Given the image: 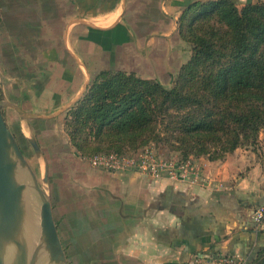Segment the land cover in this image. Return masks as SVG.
<instances>
[{
  "label": "crops",
  "instance_id": "1",
  "mask_svg": "<svg viewBox=\"0 0 264 264\" xmlns=\"http://www.w3.org/2000/svg\"><path fill=\"white\" fill-rule=\"evenodd\" d=\"M196 1L211 0H36V13L66 18L59 49L44 55L40 79L14 78L8 87V109L17 114L12 120L29 132L30 122L42 121L58 137L67 112L99 73L171 74L191 55L178 21ZM62 139L68 147L56 157L73 160L56 188L66 205L67 244L55 209L53 217L68 264L78 256L82 264H214L220 253L247 262L264 247V232H256L250 218L264 205V153L246 151V172L238 177L235 151L222 162L198 163L195 180L170 181L94 168ZM55 199L59 205L58 194Z\"/></svg>",
  "mask_w": 264,
  "mask_h": 264
},
{
  "label": "trees",
  "instance_id": "2",
  "mask_svg": "<svg viewBox=\"0 0 264 264\" xmlns=\"http://www.w3.org/2000/svg\"><path fill=\"white\" fill-rule=\"evenodd\" d=\"M178 33L192 51L171 85L105 71L69 109L65 129L78 157L156 144L183 159L216 161L257 142L264 132V1L193 2ZM246 263L264 264V247Z\"/></svg>",
  "mask_w": 264,
  "mask_h": 264
},
{
  "label": "rangeland",
  "instance_id": "3",
  "mask_svg": "<svg viewBox=\"0 0 264 264\" xmlns=\"http://www.w3.org/2000/svg\"><path fill=\"white\" fill-rule=\"evenodd\" d=\"M53 4H56V2H51L49 6L51 10H53ZM38 7L39 5L36 3V0H0V99L3 102L8 103L9 101L8 87L13 83L14 78L21 80L31 79L32 81L36 77L40 79L41 72L46 68L44 55L56 48L59 49L58 36L60 27L62 26V19L66 18V14L51 13L50 11L45 14H38L36 13ZM189 47L192 49L190 43ZM188 60V57L186 61L179 59L178 61L180 62H178V65L171 74L161 71V75L158 77L160 79L139 78L144 80H157L163 85L169 86L171 85L172 78L180 70V67ZM25 84L24 82L22 89H26ZM8 107V104L2 107L4 119L8 122L7 125L12 131L26 162L36 175L40 186H42L46 196L50 199L51 204H53L52 210L55 209V219L58 220L57 223L60 233L63 235V242L67 244L65 238L66 230L61 225L62 217L66 214V205L60 204V193L62 191L56 190L57 186L61 187L60 180L65 176L66 166L71 165L73 161L66 155L62 160L56 157L57 151L61 150L66 153L65 150L68 147L66 146L65 148L64 140L62 139L63 135L67 138L70 145L69 137L65 129V118L61 128L64 134H60L58 137L55 132H52L51 127L42 121L30 122L29 126L32 132H29L24 126L15 124L12 118L17 114L8 109ZM33 144H35L38 150H36ZM235 151H237L240 158L238 159L239 166L235 168V175L238 177L246 172V151L253 152L256 155H263L264 132L259 134L255 144L239 147ZM232 153L226 155L223 160L212 162H222ZM123 157L130 163L155 166L160 169V176L154 178L158 179L163 177L170 181H178V179H169L165 175V173H169L170 166L189 164L199 177V173H201L199 169L202 167L199 168L197 164L202 163L203 160L210 161L206 156L197 157L194 155L183 159L180 153L156 144H149L143 148L129 151L127 154H123ZM234 164L232 165L234 166ZM41 168L42 170L40 171ZM56 194L59 196V205L56 204ZM27 226V223H25L22 241L27 247L29 263V258L32 257L31 254L33 252L31 246L33 238ZM77 258H69L72 261L71 264H82L79 260V262L77 261ZM242 262L243 264H247L243 260Z\"/></svg>",
  "mask_w": 264,
  "mask_h": 264
},
{
  "label": "water",
  "instance_id": "4",
  "mask_svg": "<svg viewBox=\"0 0 264 264\" xmlns=\"http://www.w3.org/2000/svg\"><path fill=\"white\" fill-rule=\"evenodd\" d=\"M5 104L8 103L0 99V250L2 244L7 242L14 249L15 264H28L27 247L22 241L20 228L23 220L22 184L16 179V169L21 166L29 174L34 189L39 195L36 219L40 235L34 251L38 252V249L44 248L50 264H68L54 221L51 201L26 162L4 119L2 107ZM33 145L36 147L35 144ZM0 264H3L1 253Z\"/></svg>",
  "mask_w": 264,
  "mask_h": 264
},
{
  "label": "built area",
  "instance_id": "5",
  "mask_svg": "<svg viewBox=\"0 0 264 264\" xmlns=\"http://www.w3.org/2000/svg\"><path fill=\"white\" fill-rule=\"evenodd\" d=\"M89 164L94 168L104 169L110 172H138L149 177H159L160 169L153 165L136 164L128 162L123 156L115 154L103 155L97 154L88 157ZM172 180H195L198 176L189 164L180 166H170L169 173H165ZM251 221L256 230H264V205H258L253 208L250 215ZM214 264H243L242 259L231 257L230 255H221L214 261Z\"/></svg>",
  "mask_w": 264,
  "mask_h": 264
},
{
  "label": "bare ground",
  "instance_id": "6",
  "mask_svg": "<svg viewBox=\"0 0 264 264\" xmlns=\"http://www.w3.org/2000/svg\"><path fill=\"white\" fill-rule=\"evenodd\" d=\"M41 170L42 168L40 169V171ZM16 179L19 184H22L21 206L23 208V220L20 227L21 232L23 234L25 223H27L28 225L27 227L29 229L28 231H30L33 238L31 242L33 252L31 254L32 257L29 258V263L31 262V264H50L47 259V253L44 250V248L38 249V252L34 251L35 245L38 244L39 242V235H40L39 227H37L38 220L36 219L37 218L36 208L38 206L39 195L36 192V190H34V186L30 180L29 174L21 166H18L16 169ZM0 253L3 264H15L14 249L9 243L4 242L2 244Z\"/></svg>",
  "mask_w": 264,
  "mask_h": 264
}]
</instances>
